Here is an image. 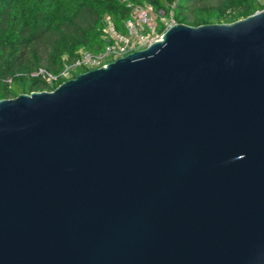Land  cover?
Segmentation results:
<instances>
[{
  "label": "water",
  "instance_id": "1",
  "mask_svg": "<svg viewBox=\"0 0 264 264\" xmlns=\"http://www.w3.org/2000/svg\"><path fill=\"white\" fill-rule=\"evenodd\" d=\"M0 264H264V9L0 100Z\"/></svg>",
  "mask_w": 264,
  "mask_h": 264
},
{
  "label": "trees",
  "instance_id": "2",
  "mask_svg": "<svg viewBox=\"0 0 264 264\" xmlns=\"http://www.w3.org/2000/svg\"><path fill=\"white\" fill-rule=\"evenodd\" d=\"M127 2L192 27L230 24L264 9L260 0H0V100L55 89L62 80L50 84L32 74L58 75L80 50L100 53L106 19L122 32ZM163 30L159 24L157 31Z\"/></svg>",
  "mask_w": 264,
  "mask_h": 264
},
{
  "label": "built area",
  "instance_id": "3",
  "mask_svg": "<svg viewBox=\"0 0 264 264\" xmlns=\"http://www.w3.org/2000/svg\"><path fill=\"white\" fill-rule=\"evenodd\" d=\"M129 17L123 21V31H117L112 22L107 18L103 29L105 46L98 54H91L80 51L78 57L71 63L64 65L58 75H51L44 70L33 73V77L42 76L50 84H55L59 80L67 81L72 78V74L78 70L85 72L105 67L107 64L130 55L136 51L146 49L153 42L161 39L162 34L171 26L176 24L171 17L164 15L161 11L158 18V25H162L164 30L157 31V24L154 25L153 10L147 4H135L127 2ZM84 72V73H85Z\"/></svg>",
  "mask_w": 264,
  "mask_h": 264
},
{
  "label": "rangeland",
  "instance_id": "4",
  "mask_svg": "<svg viewBox=\"0 0 264 264\" xmlns=\"http://www.w3.org/2000/svg\"><path fill=\"white\" fill-rule=\"evenodd\" d=\"M260 1H261L262 4H264V0H260ZM160 12L161 11H159L157 14L156 13H153L154 14L153 15L154 25H156V24L158 25V21H159L158 18H159ZM80 51H82V50H80Z\"/></svg>",
  "mask_w": 264,
  "mask_h": 264
}]
</instances>
